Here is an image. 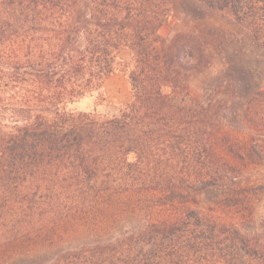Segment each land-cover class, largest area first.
Wrapping results in <instances>:
<instances>
[{"label":"trees","instance_id":"1","mask_svg":"<svg viewBox=\"0 0 264 264\" xmlns=\"http://www.w3.org/2000/svg\"><path fill=\"white\" fill-rule=\"evenodd\" d=\"M263 52L264 0H0V264H264Z\"/></svg>","mask_w":264,"mask_h":264},{"label":"rangeland","instance_id":"2","mask_svg":"<svg viewBox=\"0 0 264 264\" xmlns=\"http://www.w3.org/2000/svg\"><path fill=\"white\" fill-rule=\"evenodd\" d=\"M162 35L167 36L169 29L166 28L161 31ZM264 53V52H263ZM124 62H128L130 57L128 52H123L120 57ZM264 62V58L261 59ZM220 66L215 63L213 66L194 74L190 80V89L194 95H199L203 82L207 80ZM263 78L264 84V65ZM132 91L128 78L118 73L111 76L104 82L101 89V94L93 96H87L73 104L72 108L82 112H94L102 116L111 117L117 115L123 105H125L131 99ZM250 180L263 184L264 186V166L258 167L252 170L249 176ZM260 214L264 215V193L260 196Z\"/></svg>","mask_w":264,"mask_h":264},{"label":"crops","instance_id":"3","mask_svg":"<svg viewBox=\"0 0 264 264\" xmlns=\"http://www.w3.org/2000/svg\"><path fill=\"white\" fill-rule=\"evenodd\" d=\"M112 76H113V75H112ZM110 77H111V76H110ZM110 77H109V78H110ZM109 78H108V79H109ZM108 79H107V80H108ZM103 85H104V84H103Z\"/></svg>","mask_w":264,"mask_h":264}]
</instances>
